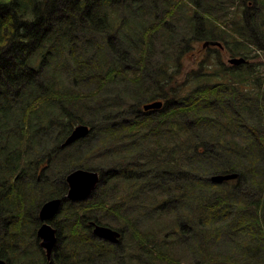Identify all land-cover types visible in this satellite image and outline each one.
Returning <instances> with one entry per match:
<instances>
[{
	"label": "trees",
	"instance_id": "obj_1",
	"mask_svg": "<svg viewBox=\"0 0 264 264\" xmlns=\"http://www.w3.org/2000/svg\"><path fill=\"white\" fill-rule=\"evenodd\" d=\"M239 1L233 9L231 0H0L1 258L192 264L179 239L189 230L205 264H264V71L248 52H264V0ZM183 18L184 32L171 26ZM206 40L224 47L197 46ZM226 47L247 62L226 63ZM64 68L96 86L73 91ZM156 99L164 100L161 109L143 110ZM42 109L52 113L33 124ZM52 122L60 135L51 148L42 143L43 151L35 138ZM79 123L90 135L65 148L86 144L83 156L66 159L72 170L99 171L101 180L88 199L64 201L61 219L52 220L58 242L48 260L36 235L38 212L67 193L62 145ZM234 172L236 179L212 181ZM250 180L248 191L259 190L251 197L238 191ZM119 198L138 209L113 208ZM106 215H131L122 236L127 228L146 236L133 256L121 241L93 234L92 220L115 225L103 222Z\"/></svg>",
	"mask_w": 264,
	"mask_h": 264
},
{
	"label": "rangeland",
	"instance_id": "obj_2",
	"mask_svg": "<svg viewBox=\"0 0 264 264\" xmlns=\"http://www.w3.org/2000/svg\"><path fill=\"white\" fill-rule=\"evenodd\" d=\"M221 2H227L228 0H220ZM232 3H233V9L237 8L240 1L239 0H231ZM183 17L182 14L179 15V17L177 19L181 20ZM260 17L259 15H256V18ZM184 19V18H183ZM185 21H181V22H178V21H175V22H171V26H173L174 28L178 29V30H181V32H184L185 29H183L186 25V22L187 20L184 19ZM223 28L230 32L231 31V28L229 26H225L223 25ZM198 47L201 46V43H199L197 45ZM227 48V47H226ZM158 52V51H157ZM248 52L250 53L251 56H254L253 59H252V62L253 64H255L257 67H259L262 72L264 71V52L262 50H256V52L253 51V48L252 49H249ZM224 60L226 63L229 62V59L233 56L230 52V50L227 48L226 51H224ZM239 56V55H238ZM198 57H201L199 54L195 57L194 60H192V62L196 63L198 61ZM245 58V57H244ZM244 62H247V59L245 58V61ZM191 63V62H190ZM230 64V63H228ZM197 65L196 64H193L191 68H195ZM190 68V69H191ZM63 75L66 76V80H67V85L68 87H70L73 91H76L79 93V91L81 92H85V91H90L91 89H93L95 86H96V83L95 85L91 82H88L87 80H82V81H78L75 77V73L72 69H69V68H64L63 69ZM35 75V74H34ZM79 78V77H78ZM19 82L18 81H15L14 83V86L15 88H20V90H23V88L18 85ZM84 98V97H82ZM92 98L91 97H87L85 98L86 101H90ZM146 103V102H144ZM59 109V107H58ZM52 110V109H50ZM49 111H46L44 109L42 110H38L34 115H33V118H32V123L35 124L37 122H40V120L42 118H46L48 117L52 112ZM48 127V126H47ZM60 129H61V126L57 123H51V125L48 127V128H43L42 131L40 132L39 135H37V137L35 138V145L37 148L43 150V151H46L43 147H42V143H46V145L51 148L52 146H55V144L57 143V137L60 135ZM90 135V134H89ZM88 135V136H89ZM88 136L84 137V138H87ZM82 138V139H84ZM87 142V140H86ZM61 144V142H60ZM70 146V145H69ZM68 147V146H66ZM86 147V144H83L82 145V148ZM64 150L61 152V155L64 157V159H62L63 163L60 165V169L62 170H72V167L71 165H69L68 163H72L71 160L69 159H66V156H72L75 160H79V158L81 156H83V152H82V148L81 147H70V148H65V146L63 147ZM84 162H87V163H93L90 159H87L86 161ZM60 169H55L54 172L57 173ZM83 169H90V168H86V167H83ZM59 174V173H57ZM27 181H25L26 183ZM246 184L247 186L243 187L241 186L238 191L241 193V194H245V193H249L248 195L251 197L252 194L251 192L254 191V193H258L259 190H257L256 187H254L251 191H248L247 188L251 187L252 188V182L251 180L250 181H246ZM256 193V194H257ZM255 194V195H256ZM247 195V196H248ZM254 195V196H255ZM143 198H133L134 201H140L142 200ZM128 198H119V201H116L115 200V204L113 205V208H118V206H120L121 204H126L128 208H130V210H134V209H138L137 207H131L128 203ZM32 207V206H31ZM228 211L230 214H233V215H238L239 212L241 211L240 209H235V206L231 205L229 206L228 208ZM61 219V215H59L56 220H60ZM127 220V223L129 225L130 222H132V218H131V215L129 216H126L123 217V220L117 216H114V215H106L105 217V221H103L104 223H111V224H115V225H110L112 227H115V228H118L120 229V225L123 224V222ZM28 222H26L27 224ZM137 224L139 223L138 221L136 222ZM166 222H160V225L161 224H165ZM121 231V230H120ZM172 231V227L171 229H168V232H171ZM93 232V230H92ZM122 232V231H121ZM164 235V234H162ZM176 235H168L167 238L170 240L172 239L173 237H175ZM192 234L189 232V230H186V234L184 235V237H179V239L184 243L185 245V249L186 250H189V254L190 252L191 253V256L192 258L190 260L193 259V263L192 264H205L203 261H202V255H198L197 254V251L194 247V242H192ZM255 236V235H254ZM260 238H262V236H259ZM143 238L146 239V236L143 235V234H139V233H135V232H131L129 230V228H127V230H125L123 232V236H122V239H121V243L123 245V248L126 252V254L129 256L131 254V252H135L138 248H139V244H138V241L140 240H143ZM159 239L161 240L162 238L159 236ZM167 240V239H166ZM223 246V243H221V247ZM243 247V246H242ZM127 248H131V249H127ZM232 246L231 245H226L224 246L223 248L219 249V250H222V251H225V250H229L231 249ZM263 250H260L259 254H263ZM134 254H131V256H133ZM190 263L189 260H183V264H188ZM11 264H14V260H12Z\"/></svg>",
	"mask_w": 264,
	"mask_h": 264
},
{
	"label": "water",
	"instance_id": "obj_3",
	"mask_svg": "<svg viewBox=\"0 0 264 264\" xmlns=\"http://www.w3.org/2000/svg\"><path fill=\"white\" fill-rule=\"evenodd\" d=\"M209 45L222 46L219 41L207 40L203 43V47ZM245 61L244 57L230 58L229 62L232 64H240ZM163 100H153L143 104L145 111L158 110L163 107ZM91 132V127L85 123L77 124L70 135L67 137L63 146L72 144L73 142L88 136ZM238 173L221 174L212 177L215 183H222L223 181L235 179ZM100 174L96 170L77 168L67 176L68 193L66 199L78 202L87 199L97 189L100 183ZM64 200L62 198H52L47 200L39 210V219L42 222L37 229V236L40 239V246L45 249L47 257L51 258L53 250L58 242L57 229L50 223L62 210ZM93 233L98 238L108 240L111 243H118L121 238V232L111 226L99 224L94 221L91 222ZM0 264H7V261L0 258Z\"/></svg>",
	"mask_w": 264,
	"mask_h": 264
},
{
	"label": "bare ground",
	"instance_id": "obj_4",
	"mask_svg": "<svg viewBox=\"0 0 264 264\" xmlns=\"http://www.w3.org/2000/svg\"><path fill=\"white\" fill-rule=\"evenodd\" d=\"M91 169V168H90ZM234 173H237V172H234ZM230 174V173H229ZM217 175H221V174H216V175H213L212 177H214V176H217ZM231 180V179H230ZM226 181H229V180H226ZM51 259H52V257H51ZM50 259V260H51Z\"/></svg>",
	"mask_w": 264,
	"mask_h": 264
}]
</instances>
